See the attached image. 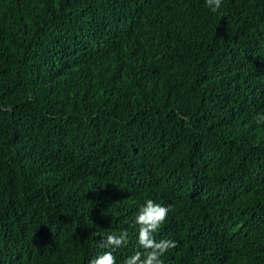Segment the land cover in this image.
Masks as SVG:
<instances>
[{"label":"trees","instance_id":"16d2710c","mask_svg":"<svg viewBox=\"0 0 264 264\" xmlns=\"http://www.w3.org/2000/svg\"><path fill=\"white\" fill-rule=\"evenodd\" d=\"M259 115L264 0H0V264H264Z\"/></svg>","mask_w":264,"mask_h":264},{"label":"clouds","instance_id":"9594fccd","mask_svg":"<svg viewBox=\"0 0 264 264\" xmlns=\"http://www.w3.org/2000/svg\"><path fill=\"white\" fill-rule=\"evenodd\" d=\"M223 0H205L206 5L212 12H217L222 6ZM264 122V115L257 117V123ZM169 207L162 206L153 200H147L140 207L136 216L135 224L139 225L138 243L145 251H136L123 261V264H163L161 257L172 248L177 247V243L172 240L156 241L154 233L167 219ZM127 231L119 235L109 234L105 238L102 247L120 248L127 242ZM89 264H117L116 257L112 251H106L93 258Z\"/></svg>","mask_w":264,"mask_h":264}]
</instances>
